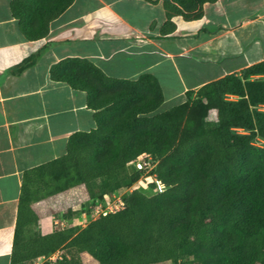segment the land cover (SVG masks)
<instances>
[{"label":"trees","instance_id":"1","mask_svg":"<svg viewBox=\"0 0 264 264\" xmlns=\"http://www.w3.org/2000/svg\"><path fill=\"white\" fill-rule=\"evenodd\" d=\"M75 1L14 0L11 11L25 39L38 41ZM162 1L169 35L175 17L200 19L203 6L218 0ZM52 78L88 94L98 128L75 134L66 156L24 174L12 264L60 250L67 255L55 264H81L82 254L95 264H264V146L255 144L264 141V61L160 114L164 95L153 75L116 80L68 59ZM144 154L158 163L164 193L136 188L141 174L128 166ZM81 186L95 204L132 191L120 212L43 235L33 206Z\"/></svg>","mask_w":264,"mask_h":264},{"label":"crops","instance_id":"2","mask_svg":"<svg viewBox=\"0 0 264 264\" xmlns=\"http://www.w3.org/2000/svg\"><path fill=\"white\" fill-rule=\"evenodd\" d=\"M13 1L0 0V264H12L24 174L66 156L75 134L98 128L88 94L55 81L54 66L80 59L116 80L153 75L164 95L160 114L264 61V0L207 3L200 19L175 17L169 35L162 0H76L38 41L20 32ZM85 190L33 206L43 235L58 231L47 212L71 209Z\"/></svg>","mask_w":264,"mask_h":264},{"label":"built area","instance_id":"3","mask_svg":"<svg viewBox=\"0 0 264 264\" xmlns=\"http://www.w3.org/2000/svg\"><path fill=\"white\" fill-rule=\"evenodd\" d=\"M157 166L158 163L154 161V158L151 155L144 154L139 156L135 161L129 164V169L134 173L141 174V181L145 182L146 189L152 186L154 193H164L166 191V185L160 180L157 175ZM132 190L130 189V192ZM122 191L119 193L113 194L112 196L115 198V203L113 206L104 207L103 205H98L95 208V215H97L94 219L99 218L100 216H107L109 214H115L125 209V202H124V194L120 195ZM119 196L116 198V196ZM118 199V200H116ZM94 211V210H93ZM56 225L59 224L58 221L55 223ZM62 229H64V222L61 221ZM64 250H60L56 253L49 254L48 256H43L34 260L32 263H37L39 261L46 262V263H57L62 261L65 254Z\"/></svg>","mask_w":264,"mask_h":264},{"label":"rangeland","instance_id":"4","mask_svg":"<svg viewBox=\"0 0 264 264\" xmlns=\"http://www.w3.org/2000/svg\"><path fill=\"white\" fill-rule=\"evenodd\" d=\"M229 100H238L237 97H233L231 98V96L229 97ZM261 110L264 111V106L261 107ZM211 119L214 120L215 119V112H211ZM239 133H243L242 130L238 131ZM255 144L257 146H264V141L263 140H257L255 142ZM136 188H142V189H146V184L145 182H140L139 184L136 185ZM130 193V190H125L122 191L120 195H126ZM119 196L117 195L116 198H118ZM78 198V197H77ZM103 200L105 201H100L97 204L94 203V201L92 199H90L87 190H85V198L82 199V197L78 198L76 201V204L73 203L72 207H70L71 209H59L58 212H47L48 215H55L56 219L55 221H58L59 224L56 225L55 221H54V230H60L62 229V225H61V221H65L64 222V227H68V226H78L81 228H85L88 225V221L90 219H94L97 215H95V208L98 205H103L104 207H108V206H113L114 205V201L115 198L111 195V196H107L105 197ZM118 200V199H116ZM75 204V205H74ZM71 210L75 215L73 216V220L72 221H66L65 220V216L68 214V211ZM94 210V211H93ZM95 212V213H94ZM64 254L67 255V252L64 250ZM79 261L81 262V264H95V261L88 255V254H82L79 256ZM28 264H49V263H44L42 261H39L37 263H28Z\"/></svg>","mask_w":264,"mask_h":264}]
</instances>
